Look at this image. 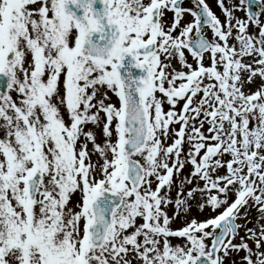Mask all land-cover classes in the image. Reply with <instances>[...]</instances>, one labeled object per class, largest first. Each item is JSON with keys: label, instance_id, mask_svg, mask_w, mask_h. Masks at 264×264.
<instances>
[{"label": "snow or ice", "instance_id": "1", "mask_svg": "<svg viewBox=\"0 0 264 264\" xmlns=\"http://www.w3.org/2000/svg\"><path fill=\"white\" fill-rule=\"evenodd\" d=\"M0 0V264H264V0Z\"/></svg>", "mask_w": 264, "mask_h": 264}, {"label": "flooded vegetation", "instance_id": "2", "mask_svg": "<svg viewBox=\"0 0 264 264\" xmlns=\"http://www.w3.org/2000/svg\"><path fill=\"white\" fill-rule=\"evenodd\" d=\"M208 2L210 3V6L212 7L213 11L216 12L217 15H220V10L215 4V0H208Z\"/></svg>", "mask_w": 264, "mask_h": 264}]
</instances>
